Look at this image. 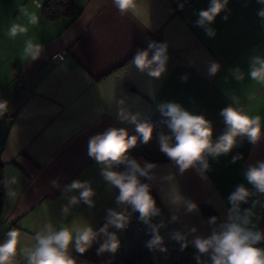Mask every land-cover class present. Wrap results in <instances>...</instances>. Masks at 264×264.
<instances>
[{
    "label": "crops",
    "instance_id": "0c3cea01",
    "mask_svg": "<svg viewBox=\"0 0 264 264\" xmlns=\"http://www.w3.org/2000/svg\"><path fill=\"white\" fill-rule=\"evenodd\" d=\"M46 1L0 0V99L9 101L8 112L0 118L4 192L0 243L9 230L15 228L21 232L16 264H27L19 250L34 243L29 237L45 223L51 222L57 229L87 223L98 230L105 223L106 210L117 208L118 190L106 184L100 175V165L88 157L87 142L89 136L109 126L127 127L130 135L136 134L134 126L121 125L115 119L116 102L120 98H125L132 110L140 111L145 119L161 114L157 109L161 102H179L194 114L205 115L212 122L215 138L226 127L219 111L235 93L251 115L261 116L264 133V86L247 76L248 57L254 50L264 54V21L257 15L264 5L256 0H247V7L245 0H230L229 20H222L223 13L217 17L212 25L217 30L213 39L193 26L196 19L193 10L207 8L209 0H187L182 11L177 3L184 0H146V11L139 18L131 13L121 16L112 0H70L80 10L78 17L70 20L63 16L53 21L42 14ZM33 14L38 17L36 24L29 23ZM13 24L26 31L15 38L9 37L8 30ZM153 34L169 44V71L158 80L140 73L131 63L137 49L145 48L146 39ZM29 39L43 46L36 61L23 55ZM210 60L221 64L220 72L211 79L207 77ZM236 66L245 72V79L237 82L229 77L225 83L228 68ZM182 74L189 76L186 83L180 81ZM250 93L254 94L252 99ZM162 121L154 127L153 136L157 127L164 125ZM238 140L239 146L221 156L218 163L210 159L211 170L206 179L191 170L184 175L176 174L172 184L181 194L196 201L199 207L205 205L214 211L211 215L202 211L189 216L181 214L177 223H167L170 210L160 195L166 196L169 185H161L159 181L160 176L176 170L168 160L155 161L144 153L134 156L158 165L152 194L167 224L160 229L161 236L173 240L169 234L187 231L185 225L196 226L198 235H209L210 229L202 221L212 215L224 218L227 196L237 184L247 185L242 175L246 164L264 159V138L255 146L246 137ZM246 143L244 158L230 163L235 149ZM13 176L17 182L9 185L7 181ZM56 177L60 178L59 188H53L50 183ZM73 179L91 182L96 193L95 206L89 208L81 202L71 206L65 216L62 206L68 203V197L79 194L63 191ZM162 187L163 193L159 191ZM10 190L16 195H8ZM259 199L264 201V196ZM256 211L260 219L254 222L264 230V209L257 207ZM137 216L138 213L133 214L132 221L142 224ZM192 239L193 236H188L191 246ZM120 240L123 244L126 236ZM259 246L264 247V243ZM98 247L95 243L84 255L73 249L72 255L89 264H106L109 260L112 264L121 250L114 256L109 253L97 256ZM195 251L156 252L151 264H173L180 256L194 259ZM201 259L207 264V257Z\"/></svg>",
    "mask_w": 264,
    "mask_h": 264
},
{
    "label": "clouds",
    "instance_id": "9594fccd",
    "mask_svg": "<svg viewBox=\"0 0 264 264\" xmlns=\"http://www.w3.org/2000/svg\"><path fill=\"white\" fill-rule=\"evenodd\" d=\"M186 2L187 0L178 2V9L182 11ZM256 2L264 5V0ZM112 3L121 16L131 13L139 18L146 11V0H112ZM229 3L230 0H209L207 8L193 10L192 14L196 17L193 26L202 29L209 39L215 38L217 30L212 25L222 13V20H229ZM244 6H248L247 0ZM257 15L264 21V7L257 10ZM29 23H38V17L31 15ZM25 31L24 27L13 24L8 30V36L15 38L18 33ZM42 47L29 39L25 43L23 55L36 61L41 57ZM169 60L168 42L147 38L146 48L137 49L131 63L140 73L158 80L168 73ZM191 63L193 62L190 61ZM220 70L221 64L210 60L207 77H215ZM227 72L225 83L229 82V77L237 82L245 79V72L239 66L230 67ZM247 76L264 86V54H258L254 50L248 57ZM188 79V74L180 76L182 83H186ZM253 95L250 93L249 99H252ZM229 99L227 106L219 111L226 127L215 138L212 122L206 119L205 115L194 114L176 101H164L157 106L158 111L166 118L161 123L166 125L167 131L161 129L157 133L156 144L176 170L159 177L161 185H169L166 196L160 195L170 210L167 223L179 222L181 214H201L198 203L181 194L172 184L177 173L184 175L191 170L201 179H206L211 170L210 159L218 163L221 156L232 153L240 144L239 137H246L253 146L264 138L261 116L251 115L235 93H232ZM8 110L9 101L0 99V118L4 117ZM115 119L121 125L134 126L136 134L130 135L127 127L109 126L88 137L87 155L100 165V175L106 184L118 190L115 197L117 208L106 210L105 223L98 230L87 223L73 224L71 227L61 226L59 229L51 222L45 223L40 231L29 237L34 243L22 246L19 250L27 264H89L87 260L78 261L72 255V250L84 255L95 243L99 244L96 249L97 256H103L105 253L114 256L121 247L118 231L127 229L133 214L137 213L138 222L152 233L146 247L150 251L154 248L161 252L168 250L160 234V229L165 228L167 224L162 217V209L157 206V200L152 194L153 182L158 178V165L143 157L131 155V150L137 147L138 141L143 145H149L153 141L154 125L148 122L140 111H133L125 98L116 102ZM243 158V154L236 153L230 163L235 164ZM242 175L251 187L245 183L237 184L227 196L228 208L224 218L212 215L202 221L210 229L209 235H198L199 229L188 225L184 226L187 231H174L169 234L171 239L180 242L181 252L189 245L188 236H193L190 243L196 249L193 254L196 264H203L202 257H207V264H264V247L259 246L264 243V230H260L254 222L260 219L257 207L264 209V201L259 199L264 196V159L246 164ZM59 181L60 178L56 177L50 183L53 188H59ZM16 182L14 176L7 181L9 185ZM63 191L79 193L68 197V203L62 206L61 212L65 216L71 206L81 202L89 208L95 206L93 197L96 193L89 181L73 179L65 185ZM159 191L163 193V187ZM8 195L15 196L16 193L10 190ZM244 205L249 206L243 207ZM157 217H161L159 222H154ZM110 228L115 231H110ZM20 238L21 232L15 228L6 233V239L0 243V264H16ZM106 264H111V261Z\"/></svg>",
    "mask_w": 264,
    "mask_h": 264
},
{
    "label": "trees",
    "instance_id": "16d2710c",
    "mask_svg": "<svg viewBox=\"0 0 264 264\" xmlns=\"http://www.w3.org/2000/svg\"><path fill=\"white\" fill-rule=\"evenodd\" d=\"M80 10L74 6L70 0H47L42 7V14L48 20H58L63 16H68L70 20H74L78 17ZM148 122L152 123L154 127L163 120L162 115L152 116L147 119ZM135 132V131H134ZM154 135V133H153ZM241 138V137H240ZM248 142V140H247ZM249 143V142H248ZM248 143L243 147L235 149L236 153L245 154L247 150ZM139 153H144L145 155L151 157L155 161H164L167 160L164 154L160 151L150 152L145 149V145L139 143L135 149L131 150V155L136 156ZM1 162H0V212L2 207L3 200V179L1 175ZM201 211L204 214L211 215L214 211L208 206L201 205ZM163 237V236H162ZM152 238V233L148 231L147 227L142 228L136 232L129 231L126 235V240L122 244L123 247L120 250V253L116 260L112 264H151L152 256L156 252H161L159 249L154 248L150 251L146 247V243ZM164 246L167 247L166 252H181L180 251V242L175 240H170L165 237ZM194 247L190 244L183 251L184 253H190L194 251ZM173 264H196L195 259L191 257L180 256L175 260Z\"/></svg>",
    "mask_w": 264,
    "mask_h": 264
},
{
    "label": "built area",
    "instance_id": "2783aa9c",
    "mask_svg": "<svg viewBox=\"0 0 264 264\" xmlns=\"http://www.w3.org/2000/svg\"><path fill=\"white\" fill-rule=\"evenodd\" d=\"M150 38L153 39V40H156V41H160L155 34H153ZM144 47L146 48V42L144 44ZM145 227H146L145 225L137 224V223H135L134 221L131 220V222H130L129 226L127 227V229L122 230V231H118L119 239H120L121 236H126L129 231L136 232V231H138V230H140L142 228H145ZM122 247H123V245L121 244L120 248H122Z\"/></svg>",
    "mask_w": 264,
    "mask_h": 264
},
{
    "label": "rangeland",
    "instance_id": "374dc122",
    "mask_svg": "<svg viewBox=\"0 0 264 264\" xmlns=\"http://www.w3.org/2000/svg\"><path fill=\"white\" fill-rule=\"evenodd\" d=\"M165 130L167 131V128H166V125H161V126H158L156 131H155V136L157 135V133L161 130ZM145 149H148V150H158V146L156 144V139L154 138V141H152L149 145H145ZM176 254H183L184 252H175Z\"/></svg>",
    "mask_w": 264,
    "mask_h": 264
}]
</instances>
